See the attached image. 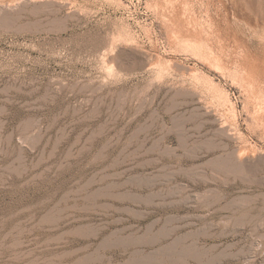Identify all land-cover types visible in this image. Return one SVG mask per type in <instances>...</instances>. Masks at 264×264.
Listing matches in <instances>:
<instances>
[{"label": "rangeland", "instance_id": "1", "mask_svg": "<svg viewBox=\"0 0 264 264\" xmlns=\"http://www.w3.org/2000/svg\"><path fill=\"white\" fill-rule=\"evenodd\" d=\"M0 264H264V0H0Z\"/></svg>", "mask_w": 264, "mask_h": 264}, {"label": "bare ground", "instance_id": "2", "mask_svg": "<svg viewBox=\"0 0 264 264\" xmlns=\"http://www.w3.org/2000/svg\"><path fill=\"white\" fill-rule=\"evenodd\" d=\"M252 157V156H251ZM238 160V159H237Z\"/></svg>", "mask_w": 264, "mask_h": 264}]
</instances>
